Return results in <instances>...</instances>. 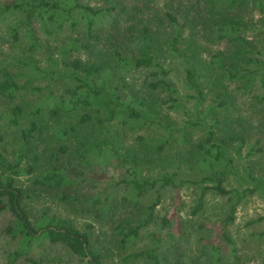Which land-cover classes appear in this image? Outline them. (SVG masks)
<instances>
[{"label":"trees","instance_id":"16d2710c","mask_svg":"<svg viewBox=\"0 0 264 264\" xmlns=\"http://www.w3.org/2000/svg\"><path fill=\"white\" fill-rule=\"evenodd\" d=\"M132 1L131 9L116 0L105 9H94L84 0L0 3L4 29L0 31V121L5 123L0 124V214L13 217L6 230L19 243L9 258L13 264L22 259L43 264L30 258L42 242L65 246L83 264H105L104 255L93 245V226L80 229L48 213L35 221L28 205L33 191L42 188L49 194L64 192L62 202L78 207L82 199L66 192L68 187L75 184L74 179L96 176L99 171L94 162L110 160L125 167L126 177L120 184L132 185L138 198L155 190L159 200L160 189L174 191L177 213L184 206L182 192L188 184L202 192L194 214L205 207L208 193L228 198L226 218L217 227L205 225L215 234L213 245L204 251L210 264H229L221 246L224 242L237 259L235 243L225 229L235 221L238 206L260 190L264 175L255 177L250 164L235 177L239 186L231 187L235 162L230 145L238 147V155L248 148V156H254L261 151L264 122L256 126L262 113L253 112L255 103L245 115L225 97L235 96L228 84H236L244 94L262 89L255 101L264 109V52L256 37H250L254 28L244 17L249 6L263 10L264 0H194V5L182 7L177 14L167 12L163 18L153 12V0ZM99 19H109L110 25L99 29ZM121 21L127 25L122 27ZM74 31L78 38L71 36ZM66 32L71 35L65 36ZM224 42L228 43L225 49H208ZM175 65L183 72L190 93L186 98L195 102L198 114L187 126L204 129V135L193 140L184 134L181 143L190 146L184 150H178L173 140L149 135L128 143V131L179 130H172L175 125L169 124L173 120L164 108L175 111L181 105L180 93L170 79ZM138 71L147 72L149 78L134 86L129 75ZM164 93L169 98H163ZM207 102H211L207 117L216 116L211 123L197 110ZM222 113L224 119H218ZM235 118L245 120L249 127L236 126ZM254 130L261 135L255 137ZM10 138L16 141L12 160L5 154ZM183 165L203 177L182 179L179 169ZM40 168L44 173L37 175ZM145 168L158 174L144 175ZM25 176L35 177L32 186L22 183ZM156 208L157 202L147 208L143 224L153 222ZM97 215L103 218L102 211ZM164 226H174L175 242L182 238L180 217L176 227L166 217ZM141 229L121 222L116 228L119 244L128 248ZM153 237L155 246L136 257L148 259L149 264H181L170 263L168 253L162 252L160 234Z\"/></svg>","mask_w":264,"mask_h":264},{"label":"rangeland","instance_id":"374dc122","mask_svg":"<svg viewBox=\"0 0 264 264\" xmlns=\"http://www.w3.org/2000/svg\"><path fill=\"white\" fill-rule=\"evenodd\" d=\"M14 1L16 0H0V3L7 4ZM110 1L113 0H84V4L94 9H105L111 3ZM116 1L127 4L129 8L134 4L132 0ZM152 3L153 12L159 13L161 18L167 12L177 14L180 13L182 7L195 4L194 0H153ZM244 17L250 26L254 28V32L250 34V37L252 39L256 37L255 41L257 45L264 52V9L260 10L256 6H249L244 12ZM98 24L99 29L106 28V26L110 25L109 19H99ZM120 25L123 27L127 24L121 21ZM2 27L0 23V31H4ZM162 29L164 28L162 27ZM79 30L83 31L81 28ZM97 31L99 34H103L101 33L102 31ZM67 35H71L70 32L65 36ZM71 36L79 37L76 31ZM227 47V42L222 43L219 47L208 45V49L212 52H215L217 48L225 49ZM173 67H176V69L172 70L170 79L173 82L174 88L180 93L179 99L181 100V105L175 111L169 110L167 107L164 108H166V113L173 120L169 124L175 125L172 130L175 128L179 130L171 133L153 127L150 130L128 131V143L133 142L137 136L149 135L151 137H163L169 141L173 140L175 141V146H179L178 150H184L190 147L181 143L184 134L192 137L193 140H198L204 135V129L187 126L188 120H194V122L197 120L198 114L195 112L196 104H194V101L186 98L190 93L184 86V75L182 70H180L181 68L179 69L178 65ZM148 76L147 72L138 71L131 73L129 78L134 86H138L142 85L149 78ZM228 87L231 91H235V96L225 98L231 103L236 102L237 108L240 107V110L245 115L251 111L252 104L255 103L257 109L254 108L253 112L262 113L256 122V126L260 122L263 123L264 109L261 106H257V102L255 101V97L261 95L263 90L256 89L252 93L244 94L237 89L236 84H228ZM169 95L164 93L162 97H166L167 99ZM230 97H234V101H231ZM210 106L211 102L198 106L197 110L201 113L200 116L202 118L207 117ZM1 108H4V106H1ZM215 117L214 115H210L206 121L211 123ZM217 118L224 119V113L217 116ZM235 120L236 126L249 127L245 120L237 118ZM0 124L4 125L5 123L0 121ZM253 134L255 137L261 135L258 130H254ZM261 136L264 137L263 134ZM12 140V138L9 139V143L6 146L7 152L5 153L11 160L14 157L13 152L16 145V141ZM230 146L231 151H233L231 158L235 162L234 172L230 174L231 187L237 188L239 186L240 183L235 180V177H239L240 174L244 173L250 164L253 166L252 174L255 177L261 178L264 175V138L260 144L261 151L257 152L254 156H248V148L243 149L242 154L238 155V147L233 144ZM99 163H101L100 159ZM94 164L95 168H98L99 171L96 176L93 175L88 178L83 176L77 181L74 179L75 184L66 190L68 193L80 195L82 203L78 207H70L62 202L60 195L64 192L49 194V191H46V189L39 188L35 190L36 192L33 191V199L28 205L33 219L36 221L45 213H48L51 216L56 215L67 219L80 229L93 226L94 229L91 234L93 245L96 250H99L104 255L105 264H149L148 259L139 258L136 255L143 250L155 246L156 242L153 235L156 233L162 236V252L168 253L167 257H169L170 263L180 261L181 264H210L208 262L209 256L204 249L207 246L213 245L212 241L215 233L207 229L205 225L217 227L226 218L227 211L229 210L228 198L208 193L205 198V207L197 214H194L202 192L200 187L188 184L182 192L184 206L181 212L177 213L176 207L178 205H173L175 194L171 189H160L162 191L159 200L157 199V192L155 190H151L138 198L132 185L125 186L120 184L121 179L126 177L125 167L119 166L120 164L113 160L104 164H97L95 162ZM172 167L177 168L176 166ZM179 170L182 179L196 181L203 177V173L199 176V172L197 174L195 171H191L188 165H183ZM43 173L44 170L40 168L37 175ZM150 174L157 175L158 173L145 168L144 175ZM138 176L140 175L137 174L136 177ZM34 180V176H25L22 179V183L25 186H32ZM78 186L80 188L75 190ZM230 186H228V189H232ZM260 186L261 188H259L260 190L256 194L248 197L238 206L235 221L225 229V233L234 241L237 249V259H235L232 257L230 246L224 242L221 243V246L226 250L225 256L229 264H264V181ZM124 199H126L125 202ZM155 202H157V208L154 210L153 222L143 224L145 218L148 216L147 208L151 207ZM105 206H107V210H104ZM101 211L103 218L97 215V212ZM166 217L172 218L175 227L179 223V217L181 218L183 230L182 238L179 241L175 242L173 239L172 229L174 226H164V219ZM12 220L13 217L10 213L0 214V264H13L9 260L10 255L19 249V243L6 233ZM121 222H126L132 228L142 226L138 238L130 242L128 248L119 244L121 237L118 235L116 228ZM30 258L41 261L43 264H83L81 259L72 254L65 246L51 245L47 242L36 245L31 252ZM14 264H30V262L27 259H22Z\"/></svg>","mask_w":264,"mask_h":264}]
</instances>
